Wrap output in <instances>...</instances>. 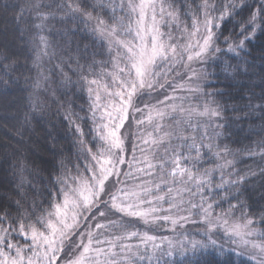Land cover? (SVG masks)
<instances>
[{
	"label": "snow or ice",
	"instance_id": "obj_1",
	"mask_svg": "<svg viewBox=\"0 0 264 264\" xmlns=\"http://www.w3.org/2000/svg\"><path fill=\"white\" fill-rule=\"evenodd\" d=\"M0 12L36 52L12 127L23 135L55 106L64 129L47 133L41 187L0 191V264H264V0H20ZM10 59L0 52L4 124ZM221 74L250 83L233 94L210 83Z\"/></svg>",
	"mask_w": 264,
	"mask_h": 264
},
{
	"label": "trees",
	"instance_id": "obj_2",
	"mask_svg": "<svg viewBox=\"0 0 264 264\" xmlns=\"http://www.w3.org/2000/svg\"><path fill=\"white\" fill-rule=\"evenodd\" d=\"M18 2L20 0H0V4ZM11 17V12L8 13L7 19L0 12V52H4L6 49L7 53L11 56V59L4 61V63L12 65V68L9 69V74L14 81H17L8 91V100L14 105L11 111L7 113L9 122L7 124L0 122V191L14 187L21 179L25 181L26 188L29 182L36 185L37 188L41 187V177H44L46 180L47 170L51 168L53 163L51 153L48 151L47 133L51 131L54 135H64V129L59 122V118L55 115V106L50 111L45 110L43 113H38L37 119L32 120L28 126V131L25 132L21 128L20 131L23 135L18 134L12 127V125L16 124L15 119H12V117H15L17 114H19L21 122L23 121L28 97L31 94L30 80L36 77L37 70L33 65L36 52L34 51L31 35L26 32L25 25L21 24L17 26ZM56 27L58 28L59 26ZM69 39L78 40V38L71 37ZM56 40L60 41V37L57 36ZM261 45H264V37H260L253 42L254 49L258 50ZM55 63L52 61L50 63L51 66L46 69L51 70ZM255 63V71L258 73L264 68V64H261L258 59ZM251 82L260 83L256 76L252 77ZM210 83L214 87L225 91L231 87L233 94H235L237 89L249 84L250 81L248 76H244L235 82H229L223 80L221 74L220 80H217L213 76ZM255 92L259 95L260 88H255ZM77 103H80V101H77ZM4 115L6 113L0 110V116ZM53 124L56 125L55 130L52 127ZM240 139H242V134ZM17 141H20V143H17ZM244 142L246 143V141ZM231 146L233 148L238 147L235 144ZM240 159L245 162L239 164L238 167L243 168L252 163L245 157H241ZM17 161L26 169L22 176L19 170L15 168Z\"/></svg>",
	"mask_w": 264,
	"mask_h": 264
},
{
	"label": "rangeland",
	"instance_id": "obj_3",
	"mask_svg": "<svg viewBox=\"0 0 264 264\" xmlns=\"http://www.w3.org/2000/svg\"><path fill=\"white\" fill-rule=\"evenodd\" d=\"M53 62H56V61H53ZM49 66H51V64L45 62V66H44L45 69H46L47 67H49ZM188 228H189L190 231L193 232V234H195V230H196V229H195V226H193V225H189ZM161 234H164V235H170V233H168V232H162ZM196 238L199 239L198 236H196Z\"/></svg>",
	"mask_w": 264,
	"mask_h": 264
}]
</instances>
